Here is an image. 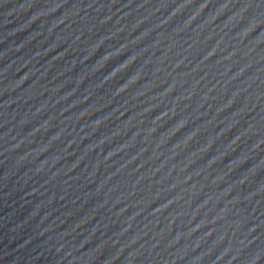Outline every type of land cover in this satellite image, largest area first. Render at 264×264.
I'll list each match as a JSON object with an SVG mask.
<instances>
[{"label": "water", "instance_id": "water-1", "mask_svg": "<svg viewBox=\"0 0 264 264\" xmlns=\"http://www.w3.org/2000/svg\"><path fill=\"white\" fill-rule=\"evenodd\" d=\"M264 107V0H0V165Z\"/></svg>", "mask_w": 264, "mask_h": 264}]
</instances>
